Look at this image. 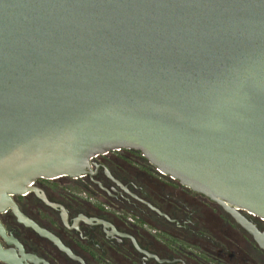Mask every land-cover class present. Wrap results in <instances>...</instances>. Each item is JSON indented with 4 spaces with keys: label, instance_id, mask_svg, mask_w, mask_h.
Returning a JSON list of instances; mask_svg holds the SVG:
<instances>
[{
    "label": "water",
    "instance_id": "95a60500",
    "mask_svg": "<svg viewBox=\"0 0 264 264\" xmlns=\"http://www.w3.org/2000/svg\"><path fill=\"white\" fill-rule=\"evenodd\" d=\"M118 149L264 250V0H0V213Z\"/></svg>",
    "mask_w": 264,
    "mask_h": 264
},
{
    "label": "flooded vegetation",
    "instance_id": "af4514ba",
    "mask_svg": "<svg viewBox=\"0 0 264 264\" xmlns=\"http://www.w3.org/2000/svg\"><path fill=\"white\" fill-rule=\"evenodd\" d=\"M0 213V264H264V250L221 205L141 152L97 155L78 178H38ZM238 213L260 233L264 220ZM56 241V242H55ZM63 247L67 252L61 250Z\"/></svg>",
    "mask_w": 264,
    "mask_h": 264
},
{
    "label": "built area",
    "instance_id": "2783aa9c",
    "mask_svg": "<svg viewBox=\"0 0 264 264\" xmlns=\"http://www.w3.org/2000/svg\"><path fill=\"white\" fill-rule=\"evenodd\" d=\"M96 156H94L93 158H95ZM93 158H91L90 162L93 160Z\"/></svg>",
    "mask_w": 264,
    "mask_h": 264
},
{
    "label": "bare ground",
    "instance_id": "6f19581e",
    "mask_svg": "<svg viewBox=\"0 0 264 264\" xmlns=\"http://www.w3.org/2000/svg\"><path fill=\"white\" fill-rule=\"evenodd\" d=\"M0 260H3V259L0 258ZM3 261H4V260H3Z\"/></svg>",
    "mask_w": 264,
    "mask_h": 264
}]
</instances>
